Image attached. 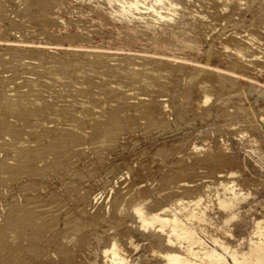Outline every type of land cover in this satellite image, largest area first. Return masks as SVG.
<instances>
[{
	"label": "rangeland",
	"instance_id": "rangeland-1",
	"mask_svg": "<svg viewBox=\"0 0 264 264\" xmlns=\"http://www.w3.org/2000/svg\"><path fill=\"white\" fill-rule=\"evenodd\" d=\"M183 1L0 0V264H264V0Z\"/></svg>",
	"mask_w": 264,
	"mask_h": 264
},
{
	"label": "bare ground",
	"instance_id": "bare-ground-1",
	"mask_svg": "<svg viewBox=\"0 0 264 264\" xmlns=\"http://www.w3.org/2000/svg\"><path fill=\"white\" fill-rule=\"evenodd\" d=\"M35 1V0H34ZM38 1V0H37ZM55 1V0H54ZM231 1H233V0H220V5H219V9H220V11L221 12H224L225 13V11H227V9H228V5H229V3L231 2ZM243 1V0H242ZM242 1H240V3H242ZM149 2H152V4L157 8V7H163V13H165V14H170V12L171 11H175L176 13H178L179 14V16L181 17V16H183L184 14H186L187 12L188 13H190V15L192 14V11L191 12H189L188 10H187V7H186V5H185V3H184V1L183 0H160V1H157V0H149ZM234 2V1H233ZM218 3V2H217ZM234 3H236V2H234ZM196 5V3L193 1V5ZM219 4V3H218ZM235 5V4H234ZM231 8V7H230ZM50 10H51V8H50ZM171 10V11H170ZM53 12V11H52ZM197 13V12H196ZM40 15V14H39ZM198 15H199V17H204L205 15H202V13L200 14V13H198ZM172 16V15H171ZM173 17V16H172ZM174 18H176V17H174ZM51 20V19H50ZM34 22V21H33ZM44 23H46V22H44ZM43 23V24H44ZM71 23V22H70ZM48 24H49V21H48ZM47 24V25H48ZM52 24V23H51ZM55 24V23H54ZM6 32H7V30H6ZM253 32V31H252ZM224 33V32H223ZM261 33V32H260ZM98 35V34H97ZM256 35V34H255ZM6 40V39H5ZM245 42V41H244ZM240 44V43H239ZM233 45V44H232ZM247 46V45H246ZM249 46V45H248ZM250 47V46H249ZM13 48V47H12ZM233 48V47H232ZM235 49V48H234ZM43 50V49H42ZM46 51V50H45ZM69 51V50H68ZM7 52H8V50H7ZM12 53V52H11ZM45 53V52H44ZM82 53V52H81ZM39 54H40V52H39ZM45 54H47V52L45 53ZM91 54V53H90ZM38 55V54H37ZM93 55V54H92ZM96 55V54H95ZM115 55V54H114ZM113 55V56H114ZM103 56V55H102ZM5 57V56H4ZM19 57V56H18ZM28 57V56H27ZM38 57V56H37ZM90 56H88V57H86L87 59H86V61L87 60H92L93 61V59H90V58H92V57H90ZM143 57V56H142ZM144 57H146V56H144ZM21 58V57H20ZM33 58V57H32ZM65 58V57H64ZM89 58V59H88ZM109 58V57H108ZM134 59L136 58V61H138L137 60V57L135 56V57H133ZM141 58V57H140ZM139 58V59H140ZM78 59V58H77ZM97 59V58H96ZM122 59V58H121ZM132 59V58H131ZM146 59V58H145ZM41 60V59H40ZM99 60V59H98ZM107 60V58H105L104 59V61H106ZM109 60V62L110 61H113V60H110V59H108ZM123 60V59H122ZM126 60L127 59H125V57H124V63L121 61L120 62V64L122 65V66H124L123 64H125L126 63ZM130 60V59H129ZM152 60H154V58L152 59ZM152 60H151V62H152ZM155 60H157V58L155 59ZM42 61V60H41ZM75 61H77V62H79V60H75ZM85 60H83V62H84ZM102 61V60H101ZM104 61L102 62V63H104ZM115 61V60H114ZM128 61V60H127ZM135 60H133L132 61V63L134 62ZM141 61V60H140ZM168 61V60H167ZM9 62V61H8ZM63 62V61H62ZM71 62V61H70ZM73 62H74V60H73ZM72 62V63H73ZM82 61L81 62H79V63H83ZM88 62V61H87ZM130 61H128L127 63H129ZM144 62V61H143ZM143 62H142V64H143ZM146 62V61H145ZM150 62V61H149ZM156 62H158V61H156ZM163 62H164V60H163ZM234 62V61H233ZM69 63V62H68ZM68 63L66 62V65L68 66ZM72 63H71V66H74V65H72ZM78 63V64H79ZM85 64H86V62H84ZM84 63L82 64V66L84 65ZM89 63H90V61H89ZM97 63H99V62H97ZM106 63H107V61H106ZM111 63V62H110ZM117 63V62H116ZM138 63V62H137ZM137 63H135L136 64V66H134L135 67V69H136V67L138 66L137 65ZM153 63V62H152ZM160 63H162V62H160ZM254 63V62H253ZM49 64H51V63H49ZM73 64H76L75 62L73 63ZM91 64V63H90ZM134 64V63H133ZM141 63H139V65H140ZM145 64V63H144ZM149 63H146L145 65L147 66ZM156 64V63H155ZM166 64V63H165ZM164 64V65H165ZM171 64V63H170ZM87 65V64H86ZM89 65V64H88ZM117 65H119V64H117ZM129 65H130V63H129ZM157 65V64H156ZM163 65V66H164ZM39 66V65H38ZM81 66V65H80ZM111 66V65H110ZM122 66H119V68H123ZM132 65H130V66H126V67H128V69H130L129 67H131ZM140 66H142V65H140ZM149 66V65H148ZM147 66V67H148ZM151 66V65H150ZM159 65H157L156 67H158ZM162 66V65H161ZM169 65H167L166 67H168ZM181 66V65H180ZM207 66V65H206ZM69 67H70V64H69ZM118 67V66H117ZM210 67V66H209ZM243 67V66H242ZM76 68V67H75ZM86 68V67H85ZM108 68V67H107ZM142 68V67H141ZM149 69H146V67H145V71H146V73H147V71L148 70H150V68L151 67H148ZM158 68H160V67H158ZM164 68V67H163ZM215 68V67H214ZM90 69V68H89ZM88 69V70H89ZM131 69H133L132 67H131ZM134 69V70H135ZM143 70H144V66H143V68H142ZM142 69H141V71H142ZM152 69V68H151ZM161 69H162V67H161ZM166 69V68H165ZM164 69V70H165ZM168 69H170L169 67H168ZM174 69V68H173ZM202 69H204V68H201L199 71H202ZM206 69V68H205ZM203 70V71H206V70H208V69H206V70ZM216 69V68H215ZM26 70V69H25ZM29 70V69H28ZM77 70V69H76ZM138 70V69H137ZM156 70H160V69H157L156 68ZM172 70V69H171ZM194 70V69H193ZM198 70V69H197ZM197 70H194L195 71V75H196V72H197ZM125 71V70H124ZM138 71H140V70H138ZM140 71V72H141ZM150 71H154L155 72V70H154V67H153V70H150ZM163 71V70H162ZM187 71V70H186ZM210 70H208L207 72H209ZM107 72V71H106ZM149 72V71H148ZM152 72H149V73H152ZM160 72V71H159ZM159 72H158V74H159ZM169 72V71H168ZM172 72H174V71H172ZM67 73V72H66ZM135 73V72H134ZM143 73V72H142ZM145 73V72H144ZM217 73V72H216ZM106 74V73H105ZM115 74V73H114ZM154 74V73H153ZM157 74V73H156ZM165 74V73H164ZM192 74V73H191ZM198 74H199V72H198ZM197 74V75H198ZM230 74H232V72L230 73ZM40 75V74H39ZM149 75V74H148ZM155 75V74H154ZM200 75H202V73L200 74ZM220 75V74H219ZM144 76V75H143ZM147 76V75H146ZM158 76H160V75H158ZM206 76H208V75H206ZM212 76V75H211ZM214 76V75H213ZM215 76H216V74H215ZM227 76H228V74H227ZM232 76V75H231ZM136 77V76H135ZM155 77H157V76H155ZM155 77H153L152 78V80L155 78ZM198 77V76H197ZM201 77V76H200ZM87 78H89V77H87ZM150 78V77H149ZM204 78V77H203ZM208 79H209V77H207ZM226 78V77H225ZM0 79H1V77H0ZM147 79V78H146ZM187 79V78H186ZM211 79V78H210ZM54 80V79H53ZM145 80V79H144ZM253 80V79H252ZM146 81V80H145ZM148 81V80H147ZM198 81V80H197ZM201 81H203V80H201ZM211 81H212V79H211ZM211 81H208V82H211ZM168 82V81H167ZM206 82V81H205ZM229 82V81H228ZM144 83V82H143ZM212 83V82H211ZM5 84V83H4ZM205 84H207V83H205ZM210 84V83H209ZM213 84V83H212ZM211 85V84H210ZM97 86H98V84H97ZM99 86H100V84H99ZM102 86V85H101ZM212 86H214V85H212ZM229 86V85H228ZM90 87V86H89ZM111 87V86H110ZM104 88H106V87H104ZM199 88H201L200 86H199ZM203 88V87H202ZM210 88V87H209ZM208 88V89H209ZM155 89V88H154ZM185 89V88H184ZM215 89V88H214ZM82 90V89H81ZM132 90V89H131ZM147 90H149V88L147 89ZM210 90V89H209ZM212 90V89H211ZM110 91V90H109ZM138 92V91H137ZM87 93V92H86ZM139 93V92H138ZM201 93H202V91H201ZM204 93H206V92H204ZM210 93V92H209ZM221 93V92H220ZM14 96V95H13ZM17 96V95H16ZM207 96V95H206ZM20 97V96H19ZM196 99V98H195ZM18 102V101H17ZM186 102V101H185ZM199 103H200V101H198ZM203 103V102H202ZM226 105V104H225ZM136 106V105H135ZM152 106V105H151ZM133 107V106H132ZM134 108V107H133ZM29 111V110H28ZM37 111V110H36ZM89 111V110H88ZM181 111V110H180ZM225 111V110H224ZM237 111V110H236ZM45 112V111H44ZM64 112V111H63ZM238 112V111H237ZM26 113V112H25ZM246 113V112H245ZM24 114V113H23ZM35 114V113H34ZM206 114V113H205ZM140 115V114H139ZM74 116V115H73ZM138 116V115H137ZM238 116V115H237ZM140 117V116H139ZM20 119V118H19ZM153 122V121H152ZM5 124V123H4ZM45 127V126H44ZM11 128H12V126H11ZM14 135V134H13ZM24 143V142H23ZM13 144V143H12ZM218 146V145H217ZM10 147V146H9ZM16 147V146H15ZM11 149V148H10ZM19 149V148H18ZM22 151V150H21ZM209 154V153H208ZM222 154V153H221ZM165 155V154H164ZM217 155V154H216ZM215 155V156H216ZM218 156V155H217ZM163 158V157H162ZM200 159V158H199ZM200 161V160H199ZM221 162H223V161H221ZM195 163V162H194ZM182 165V164H181ZM177 169V168H176ZM173 183V182H172ZM208 188H206L201 194H199V195H197L192 201H190V203H188L187 205H185V206H183L182 208H181V210H184V211H181L180 209H176V210H178V211H176V213H173V215H171V216H173V220H172V225H174V226H178L179 224H181L182 226H183V224H182V216H186V215H184L185 213H190V215H191V217H192V215H193V217H192V219L190 220L191 221V224H195V225H197V229L196 228H191V229H194L195 231H193V233H201L202 232V230L200 229V218H199V216H197V218H195L194 216L195 215H197L200 211H203V209H205L206 208V204H207V202L208 201H210L211 200V195H213L214 197L216 196V197H219V198H222V192H220V191H218V190H216V188H214V190L212 191V194H210L209 192H208ZM126 194V193H125ZM196 194H197V192H196ZM121 196V195H120ZM189 196V195H188ZM142 197V196H141ZM138 199V198H137ZM131 200H132V198H131ZM136 200V199H135ZM177 201H178V199H177ZM221 201V200H220ZM148 209V208H147ZM173 209V208H172ZM153 210V209H152ZM151 210V211H152ZM167 217V216H166ZM171 218V217H170ZM172 219V218H171ZM170 221V220H169ZM189 221V220H188ZM188 221H187V223H188ZM117 223H119V222H117ZM150 223H151V221L150 220H144L143 221V225L146 227V226H149L150 225ZM263 225V224H262ZM260 226V225H259ZM260 227H262V226H260ZM71 228V227H70ZM179 228V227H178ZM177 228V229H178ZM259 228V227H258ZM130 229V228H129ZM120 230V229H119ZM123 230V229H122ZM125 231H127V230H125ZM121 232V231H120ZM177 232H179L180 233V231L178 230ZM122 233V232H121ZM188 233H190V232H188ZM193 233H190V234H188L187 236H190V237H192V235H193ZM126 235V234H125ZM264 235V234H263ZM262 236V235H261ZM197 237V236H196ZM212 237V236H211ZM195 238V237H194ZM261 239L263 238V236L262 237H260ZM114 239V238H113ZM259 239V238H258ZM212 240V239H211ZM215 240V239H214ZM109 241H111V240H109ZM215 242V247L217 246V249H219L220 250V245H219V241L218 240H216V241H214ZM256 242H257V240H256ZM263 242V241H262ZM258 243V242H257ZM257 243H255L256 245H257ZM118 244V243H117ZM222 245V244H221ZM214 246V245H213ZM219 246V247H218ZM224 246V245H223ZM262 246V245H261ZM106 247H108V246H106ZM120 247V246H119ZM258 247V246H257ZM213 249V248H212ZM257 249V248H256ZM122 250V249H121ZM176 250V249H175ZM222 250V249H221ZM227 250V249H226ZM153 251V250H152ZM155 251V253H159L157 250H154ZM153 251V252H154ZM123 252H125V250H122V252L121 251H118L117 250V246H116V243L115 242H113L110 246H109V248L108 249H104V251H103V253H104V255H105V263H103V264H129V261L127 260V258L128 257H126L125 255H124V253ZM177 252V251H176ZM227 252V251H226ZM126 253V252H125ZM143 253H144V251L142 252H139L138 254H136V255H134V256H132L131 257V264H142L143 263V261L145 260V256L143 255ZM164 253V251L162 252V254ZM164 254H166V256H167V254H168V252L167 253H164ZM128 255V254H127ZM157 255V254H156ZM230 255H232V254H230ZM234 256V255H233ZM164 257V256H163ZM235 257V256H234ZM166 258L167 257H165V259L164 260H166ZM237 258V257H236ZM237 260V259H236ZM227 261H229V262H231V263H233L234 262V258H232V257H230V256H228L227 257ZM244 261V260H243ZM235 262H237V264H246V263H241V261L240 262H238V261H235ZM234 262V263H235ZM184 263V262H183ZM169 264V263H168ZM222 264H223V262H222ZM226 264V263H225ZM236 264V263H235Z\"/></svg>",
	"mask_w": 264,
	"mask_h": 264
}]
</instances>
